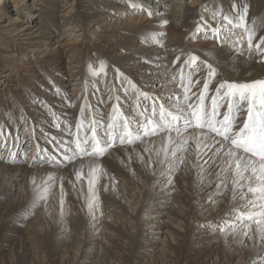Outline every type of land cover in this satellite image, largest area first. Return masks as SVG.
Returning <instances> with one entry per match:
<instances>
[{"label":"bare ground","instance_id":"obj_1","mask_svg":"<svg viewBox=\"0 0 264 264\" xmlns=\"http://www.w3.org/2000/svg\"><path fill=\"white\" fill-rule=\"evenodd\" d=\"M241 2L255 46L264 38V0H0V264H264L259 225H252L251 240L239 229L218 230L242 201L233 205L231 183L217 197L215 165L207 157L198 162L191 142L171 184L156 163L165 136L67 166L49 161L59 157L58 142L76 132L69 119L76 110H110V121L118 106L135 119L136 105L148 103L140 93L171 107L168 97L182 96L177 73L188 55L216 68L210 97L218 83L264 79L262 58L248 56L246 43L241 55L216 40L192 38L198 26L223 27V15ZM203 76L192 78L200 80L193 103ZM96 169L98 201L82 195L83 206L95 201L93 210L87 206L73 222L67 189L77 184L88 191V174Z\"/></svg>","mask_w":264,"mask_h":264},{"label":"snow or ice","instance_id":"obj_2","mask_svg":"<svg viewBox=\"0 0 264 264\" xmlns=\"http://www.w3.org/2000/svg\"><path fill=\"white\" fill-rule=\"evenodd\" d=\"M247 13V6L242 2L239 10L233 3L232 12L223 15V27L213 28L207 24L205 27L198 26L192 38L202 36L216 40L222 46L234 47L237 54L241 55L246 43L249 56H259L262 58L259 62L264 63V48L261 47L264 45V38L253 46L256 31L247 26ZM220 16L221 12L217 11L213 13L212 19L216 21ZM162 27H166V22ZM159 35L163 36L164 33ZM150 39L155 40L156 37L152 36ZM160 46L163 47L162 44ZM179 62L180 58L177 57L172 67L175 68ZM201 71L204 72V82L193 103L192 88L199 84L200 80L197 79L194 84L192 78ZM217 75L216 68L211 64H206L197 56L188 55L177 73L182 83V96L168 97L169 101L174 102L171 107L160 103L161 98L140 93L138 99L148 103L136 105V119L125 117L118 106H113L111 120L107 124L103 123V117L94 119L90 124H85L82 120L75 133L69 131V136L72 137L70 141L58 142V151L63 154L64 166L88 156L103 157L113 147L134 145L146 138L165 136V146L155 155L162 173H167L165 180L171 184L172 173L178 165L184 163V155L189 151L191 142L195 145L194 155L198 162L204 160L207 163V157L215 165L217 197H222L231 183L233 205L237 200L242 201L239 208L230 209L222 221V228L218 227V230L230 234L239 229L245 239L251 240L252 225L256 224L259 225L256 230L258 239L264 241V79L249 83H218L209 99V89ZM177 76H170L168 79L175 80ZM205 101H209L207 107ZM86 107L81 110L82 117ZM222 109L224 114L221 118ZM241 113H244L243 117ZM237 121L240 122L239 125ZM235 128L239 130L233 131ZM89 132L90 135L87 134ZM3 135L4 132L0 130V136ZM49 161L60 163L56 156L50 157ZM140 162L144 163L143 157H140ZM151 166L150 161L147 167ZM99 171L96 169L88 174V191L95 201H98L96 184L99 181V175L95 173ZM82 172L83 169L75 174L76 181L83 179ZM53 179L54 177L49 176L44 182L49 185V189L54 187L49 184ZM32 184L35 185L36 180H33ZM73 187L75 188V185ZM107 190L106 187L105 191ZM39 198L45 200L47 193ZM95 201L89 200V212L93 210ZM211 202L215 203V198ZM60 207L63 217L64 199H61ZM261 256L264 257V252ZM252 264L260 262L253 261Z\"/></svg>","mask_w":264,"mask_h":264},{"label":"rangeland","instance_id":"obj_3","mask_svg":"<svg viewBox=\"0 0 264 264\" xmlns=\"http://www.w3.org/2000/svg\"><path fill=\"white\" fill-rule=\"evenodd\" d=\"M107 111H110V110H106L105 109L104 111H100L99 113H97L95 106H89V107L86 108V111L84 112V116L83 117L81 116V110L79 111V113H77V110H76L75 111L76 112L75 115H73V117H70L69 119L72 121V124L75 126L76 123L78 125L84 119H85V121L89 122V124H90L94 119H97L99 117H103V121H104L103 123L106 124V123L109 122V117L106 116ZM74 130H75V127H74ZM87 134L90 135V132L87 133ZM68 137H69V134H68ZM69 139H70V137H69ZM72 183L74 184L75 182H72ZM74 185H75V188L73 187L72 189H67V192L69 193L68 196L71 198V200H69L70 203L68 205V210H69V212L72 213L73 222H76L75 220L81 214H83L84 208H86L88 206L87 203L85 204V206L82 205V203L80 202V197L82 195L87 197L89 192L86 189L84 191V187L83 186H81V188H79L77 184H74ZM117 225H118L117 228L120 231L125 230V229H123V226H121L120 224H117ZM68 228H69V226H68ZM72 233H73L72 229H70L69 230V235H72Z\"/></svg>","mask_w":264,"mask_h":264}]
</instances>
